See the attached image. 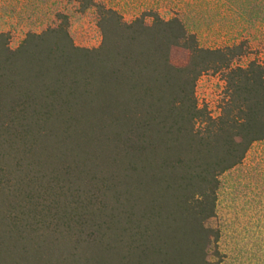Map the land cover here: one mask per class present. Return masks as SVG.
<instances>
[{
    "label": "trees",
    "instance_id": "obj_1",
    "mask_svg": "<svg viewBox=\"0 0 264 264\" xmlns=\"http://www.w3.org/2000/svg\"><path fill=\"white\" fill-rule=\"evenodd\" d=\"M75 1L96 48L61 13L13 50L0 33V264H222L220 177L264 142V59L234 66L245 43L203 48L177 15ZM207 73L217 118L195 95Z\"/></svg>",
    "mask_w": 264,
    "mask_h": 264
},
{
    "label": "rangeland",
    "instance_id": "obj_2",
    "mask_svg": "<svg viewBox=\"0 0 264 264\" xmlns=\"http://www.w3.org/2000/svg\"><path fill=\"white\" fill-rule=\"evenodd\" d=\"M119 11L127 22L145 11L168 19L177 15L203 48L247 45L234 66L264 59V0H94ZM68 17L69 32L79 47L96 48L101 34L94 9L80 10L75 0H0V33L13 50L27 33H41L58 25L56 15ZM186 52L175 48L180 62ZM222 74L207 73L195 87L200 107L217 118L223 99ZM222 264H264V142L251 146L243 162L220 177L216 216Z\"/></svg>",
    "mask_w": 264,
    "mask_h": 264
},
{
    "label": "built area",
    "instance_id": "obj_3",
    "mask_svg": "<svg viewBox=\"0 0 264 264\" xmlns=\"http://www.w3.org/2000/svg\"><path fill=\"white\" fill-rule=\"evenodd\" d=\"M223 83H224V81H223ZM219 114H220V110H219L218 116H219Z\"/></svg>",
    "mask_w": 264,
    "mask_h": 264
}]
</instances>
